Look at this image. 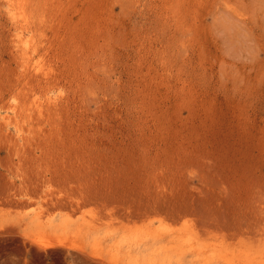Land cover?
Returning a JSON list of instances; mask_svg holds the SVG:
<instances>
[{"label": "rangeland", "instance_id": "1", "mask_svg": "<svg viewBox=\"0 0 264 264\" xmlns=\"http://www.w3.org/2000/svg\"><path fill=\"white\" fill-rule=\"evenodd\" d=\"M0 264H264V0H0Z\"/></svg>", "mask_w": 264, "mask_h": 264}, {"label": "bare ground", "instance_id": "2", "mask_svg": "<svg viewBox=\"0 0 264 264\" xmlns=\"http://www.w3.org/2000/svg\"><path fill=\"white\" fill-rule=\"evenodd\" d=\"M12 4V3H11ZM30 60V59H29Z\"/></svg>", "mask_w": 264, "mask_h": 264}]
</instances>
